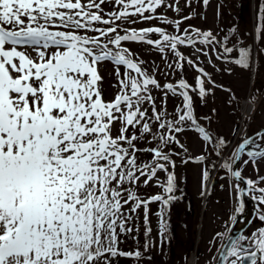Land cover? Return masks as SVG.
Wrapping results in <instances>:
<instances>
[{
  "label": "snow or ice",
  "instance_id": "snow-or-ice-1",
  "mask_svg": "<svg viewBox=\"0 0 264 264\" xmlns=\"http://www.w3.org/2000/svg\"><path fill=\"white\" fill-rule=\"evenodd\" d=\"M105 2L0 0V264H112L117 257L139 260L142 252L123 251L120 237L134 231L129 223L143 208L144 251L153 246L147 238L151 232L149 205L154 202L160 204L156 213L159 232L166 234L167 210L178 197L176 176L170 170L175 161L165 148L179 144L175 133L184 125L208 142L228 175L246 185H233L235 211H242L241 196L249 193H258L253 199L264 205V187L259 186L264 177L245 179L234 168L246 149L249 159L244 165L264 158V143H257L264 142V131L243 138L225 159L223 152L230 141L214 137L198 122L189 95L191 85L183 79L176 85H163L183 98L176 116L165 120L167 113L156 108L151 94L152 88L161 85L122 42H144L161 53L170 50L178 58L177 68L185 59L177 51L179 45L212 46L218 59L243 68L251 66L250 48L228 47L227 36L222 42L211 31L198 28L179 32L182 21L157 15L165 0H111L114 7L109 12L103 9ZM202 2L207 5L209 0ZM169 7L178 10V5ZM134 17L174 24L179 34L158 26L121 27L135 23ZM255 31L258 40L264 39V2ZM153 33L159 38L152 39ZM234 51L237 55L232 57ZM103 61L117 66L118 91L111 100L104 99L100 87L97 65ZM188 63L200 73L196 90L203 98L211 91L205 78L215 82L203 68L191 60ZM145 103L152 105L151 116ZM153 120L158 125L155 133ZM117 123L119 134L114 136ZM130 128L138 129L141 137L152 134L158 146L138 148L135 132L128 135ZM140 151L149 152L151 161L141 163ZM160 172L165 173L164 181L158 177ZM203 176L207 178L206 170ZM142 178L145 185L155 180L162 191L140 196L136 189ZM259 220L264 221V212ZM225 245L220 264H264V226L247 236L229 237Z\"/></svg>",
  "mask_w": 264,
  "mask_h": 264
},
{
  "label": "rangeland",
  "instance_id": "rangeland-1",
  "mask_svg": "<svg viewBox=\"0 0 264 264\" xmlns=\"http://www.w3.org/2000/svg\"><path fill=\"white\" fill-rule=\"evenodd\" d=\"M262 2L264 0H209V3L204 5L202 0H165V4L157 9V15H163L170 21H182L179 32L184 29L198 28L201 31H211L217 40L222 42L224 37L227 36L228 47L251 46L256 56L254 55L255 57L252 59L249 68L239 67L234 63L218 59L217 51H214L212 46L199 42L194 46H178L177 51L185 58L180 61L182 64L180 68L176 67L178 58L170 50L161 53L155 46L144 42H122L123 46L133 53V58L142 62V67L150 75L154 76L161 85L158 89L152 88L151 94L155 98L156 108L161 112L167 113V116L164 117L165 120H172L176 116L177 108L183 104V98L164 89L163 85L168 83L176 85L181 79L191 85L189 95L192 97L194 114L198 122L206 127L214 137H223L230 141L229 147L224 150L227 158L231 155L232 150L241 143L243 138L255 137V133L264 129V39L258 40L255 31L258 25V11ZM169 5H178V10L174 7H169ZM103 7L105 12H109L113 10L114 4L111 0H106ZM187 16H191V18L184 20L183 18ZM133 19H135V23L122 24L123 27L140 29L158 26L173 35L179 34L174 24H166L160 19L151 21H141L138 17ZM249 30L252 32V38L250 39L247 35ZM151 38L158 39L159 37L158 34L153 33ZM216 47L218 48V46ZM196 49H201V51ZM231 55L235 57L237 52L234 51ZM188 60L203 68L209 74L211 80L215 82L213 85L205 78V86L211 91L203 98L200 97L198 90H196V77L200 73L196 67L188 63ZM116 68L117 66L110 61H103L97 65V70L102 77L100 87L105 100L114 99L118 91ZM119 70L123 73L126 69L123 66H119ZM246 102L253 106L252 113L247 115L243 112V106ZM144 108L148 110V114L151 116L152 105L145 103ZM151 124L153 132H157L158 125L156 122L153 120ZM119 127V123L113 127L114 136L119 134ZM175 135L179 144L172 143L165 148V151L170 152L175 164H178L172 169L176 179L181 181V178H184L183 173H186L192 180V188L197 189L200 183L199 179L204 177L205 169L210 168L207 171L208 176L206 179L210 177L218 178L225 184L228 210L226 220L230 221L237 205L236 191L233 187L237 182L232 180L231 176L228 175L221 165L218 166L219 157L210 151L211 146L208 142L203 141L196 131L184 125L182 126V131L175 133ZM137 140L139 144L137 143L138 146H136L140 149L158 146V142L153 140L152 134H145L141 137L140 133ZM257 143L264 142L257 140ZM180 145H183V149H181ZM137 155L141 163L152 159L151 154L147 151H140ZM201 155L205 159L197 161L195 158ZM245 159H249L246 154L243 155L239 164V169L243 176L256 181L259 180V177H264V158H257L255 164L250 161L247 165L243 163ZM179 164L186 166H179ZM158 177L161 181L166 178L163 172L158 173ZM205 183L207 186V180ZM206 186L204 184V187ZM259 186L264 187V184ZM136 190L142 197L162 191L161 188L156 186L155 180L145 185L143 178ZM251 195H258V193H251ZM203 200L207 204L209 203L210 213L207 217L204 213L201 233L197 231L194 239L195 243L190 249H187L188 253L185 248L178 249V243H174V250L178 249L177 253L179 254L172 257L167 235H162L159 232V218L156 215L160 208L159 202L149 205V226L151 232L147 239L153 246L147 252L144 251L146 237L144 209L141 208L137 213L133 214V219L131 220L132 226L130 227L134 231L131 234L120 237L122 241L120 248L123 251L139 249L142 255L145 256V262L141 264H192L193 255L195 256L194 264H216L217 256L221 249V245L217 244V240H221V237L215 238L214 225L217 221L213 216L214 212L219 211L222 203L218 204L216 200H214L216 203L212 202V198L205 196H203ZM259 208L260 212H264V205H259ZM262 226H264V221L258 219L255 224L248 226L243 235H250ZM118 264L127 263L121 260Z\"/></svg>",
  "mask_w": 264,
  "mask_h": 264
},
{
  "label": "flooded vegetation",
  "instance_id": "flooded-vegetation-1",
  "mask_svg": "<svg viewBox=\"0 0 264 264\" xmlns=\"http://www.w3.org/2000/svg\"><path fill=\"white\" fill-rule=\"evenodd\" d=\"M175 166H178V164H175ZM179 166H186V165L179 164ZM209 169L210 168H207L205 170L209 171ZM183 175H184V178H181L182 179L181 181H178L176 179L175 195L178 197V199L172 202L170 208L167 210V215H166L168 227H167V232L165 235H167L168 237V243L170 245L172 257L173 256L175 257V255L179 254L177 253L179 248H185L187 250V249H190L191 246H193V244L195 243L194 239L197 234V231L198 232L200 231L201 233V229L203 225L202 217L204 213L206 214V217L210 213L209 207H208L209 203L207 204V202L203 200V196L206 191V187H204V184L206 186V183H205L206 180L208 183L209 182L211 183L206 193V197L212 198V202H215L214 200H216L218 204L222 203V206L220 207L219 211L214 212V216H213L215 220L217 221V223L214 225L215 226L214 235L216 239L221 237V240H217V244L221 245V247L224 245L226 239L229 236V233L232 231L236 216L238 214L236 211H234L232 215V219L230 221L226 220L228 210H227V204H226V193H225V188H224L225 184L222 180H219L218 178L212 179L211 177L206 179L205 177H203L199 179L200 183L198 185V188L193 189L192 180L189 178V176L186 173H183ZM213 180H215L216 184H212ZM255 201H256L258 210L256 211V214L254 215V217L251 219L250 225L255 224L257 222V220L259 219V214L261 213L258 202L257 200ZM245 211H246V205L243 202L242 211L239 213L243 214L245 213ZM233 217H235L234 220H233ZM217 233H221L223 235L218 237L216 235ZM174 243H178V246H179L176 251L174 250L175 248ZM187 253H188V250H187ZM217 259H218V256H217ZM225 264H227V262H225ZM258 264H259V261H258Z\"/></svg>",
  "mask_w": 264,
  "mask_h": 264
},
{
  "label": "water",
  "instance_id": "water-1",
  "mask_svg": "<svg viewBox=\"0 0 264 264\" xmlns=\"http://www.w3.org/2000/svg\"><path fill=\"white\" fill-rule=\"evenodd\" d=\"M262 131H264V129L261 130L260 132H262ZM246 151H247V149L245 150V152L241 153V158H242V155L244 153H246ZM240 160L234 165V168H236L237 170H238V164H239ZM244 178L247 179L246 177H244ZM234 179L236 180V178H234ZM241 182H242V187H246V185L243 183V181H241ZM242 198L244 199V202L246 204V211H245L244 214H237L236 220H235V225L232 228V231H231V233L229 235V237H232V238L237 237L238 235H240L246 229V227L251 223V219L254 217V215L256 214V211H257L256 202H255V200L253 198L250 197L249 194L242 195ZM242 219H246V220H245V222L242 225H240L238 227L237 223L240 220H242ZM224 247H226V245H224ZM220 255H221V252H220ZM220 255H219V257H220ZM258 256H259V254H258ZM218 264H220L219 258H218Z\"/></svg>",
  "mask_w": 264,
  "mask_h": 264
},
{
  "label": "trees",
  "instance_id": "trees-1",
  "mask_svg": "<svg viewBox=\"0 0 264 264\" xmlns=\"http://www.w3.org/2000/svg\"><path fill=\"white\" fill-rule=\"evenodd\" d=\"M103 9H104V7H103ZM104 11H105V10H104ZM244 22H245V21H244ZM121 27H122V28H126V27H123V25H121ZM247 35H248L249 39L252 38V32H250V30L247 32ZM247 47L250 48L251 61H252V59L256 56V54L253 53L251 46L248 45ZM236 48L238 49V48H240V46H238V47H236ZM254 55H255V56H254ZM143 69H144V68H143ZM144 70H145V69H144ZM133 132H135L136 136L139 137L140 133H138V132H139L138 129H135V130H134V129H131V128H130L129 131H128V135L131 136V135L133 134ZM137 143L139 144L138 140L136 141V145H137ZM137 146H138V145H137ZM129 226H132V222H131V221H130V223H129ZM122 248H123V246H122ZM130 249H131V248H130ZM121 260L125 261L127 264H141V263L145 262V256L142 255L141 258H140L139 260H136V259L133 260V258L117 257V258L113 259L112 264H118V262H120ZM134 262H135V263H134Z\"/></svg>",
  "mask_w": 264,
  "mask_h": 264
},
{
  "label": "bare ground",
  "instance_id": "bare-ground-1",
  "mask_svg": "<svg viewBox=\"0 0 264 264\" xmlns=\"http://www.w3.org/2000/svg\"><path fill=\"white\" fill-rule=\"evenodd\" d=\"M253 111V106L251 104H248V102H246L243 106V112L245 115L247 114H251ZM195 261V256H192V264H194Z\"/></svg>",
  "mask_w": 264,
  "mask_h": 264
}]
</instances>
